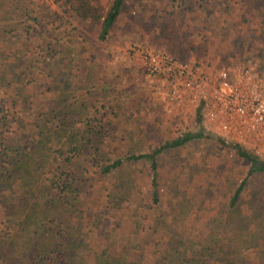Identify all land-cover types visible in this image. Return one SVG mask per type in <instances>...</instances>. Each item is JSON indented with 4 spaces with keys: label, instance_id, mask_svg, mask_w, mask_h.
I'll return each mask as SVG.
<instances>
[{
    "label": "rangeland",
    "instance_id": "obj_1",
    "mask_svg": "<svg viewBox=\"0 0 264 264\" xmlns=\"http://www.w3.org/2000/svg\"><path fill=\"white\" fill-rule=\"evenodd\" d=\"M0 9L1 15L9 19L11 31L6 43L12 56L23 51L26 65L33 66L28 56H36L33 48L39 44L48 50L43 54L47 57L40 60L48 68L54 62L77 65L75 83L90 67L94 87H104V91L96 92L98 101H107L105 108L116 116L107 114L104 120L115 138L108 146V158L122 149L151 153L166 142L204 130L205 136L156 156L157 190L163 195L161 207L154 206V213L161 211L174 242L215 238L216 247H226L240 233L246 237L257 234L255 242L263 249L264 174L249 178L238 206L229 207L230 198L245 179L248 162L217 142L209 128L198 121L193 105L177 103L170 97L168 77L147 72L138 53L146 49L165 52L209 69L248 63L264 71V0H177L164 5L160 0H131L103 41L98 39L99 24L75 21L56 0H0ZM57 15L64 18L58 20ZM33 17L42 22L35 34L29 29ZM66 52L70 57L66 58ZM25 77L36 81L30 107L40 110L49 98L38 86L47 83L46 78ZM114 146L117 149L111 150ZM129 169L131 184L125 191L133 193L131 202L124 204L123 232L114 236L117 240L132 238L126 221L130 216L143 215V203L150 202L149 193L153 191V174L147 161L132 163ZM222 255L216 249L214 258Z\"/></svg>",
    "mask_w": 264,
    "mask_h": 264
},
{
    "label": "trees",
    "instance_id": "obj_2",
    "mask_svg": "<svg viewBox=\"0 0 264 264\" xmlns=\"http://www.w3.org/2000/svg\"><path fill=\"white\" fill-rule=\"evenodd\" d=\"M130 1L56 0L75 21L99 24L101 41L110 35ZM160 1L164 5L177 0ZM1 14L0 9V264H264V244L262 249L255 242L257 234L246 237L240 233L226 247H216L215 238H185L176 243L161 211L154 213L163 195L157 190L156 156L205 136L203 129L166 142L151 153L122 149L108 158V146L115 138L104 120L107 114L116 116L105 108L107 101H98L96 92L104 87H94L90 67L75 83L77 65L54 62L48 68L40 62L48 50L39 44L32 50L36 56H28L34 65H26L25 52L12 56L6 43L9 19ZM32 21L29 29L35 34L42 22L39 17ZM65 54L70 57V52ZM30 75H41L47 81L38 85L49 95L40 110L30 107L36 82L25 77ZM216 139L249 164L245 179L228 202L235 208L247 180L264 174V158L241 145ZM144 161L153 174L151 200L143 203V215L126 221L132 238L117 240L114 236L123 232L124 204L131 202L133 193L125 191L131 184L127 173L132 163ZM216 249L222 258H214Z\"/></svg>",
    "mask_w": 264,
    "mask_h": 264
},
{
    "label": "built area",
    "instance_id": "obj_3",
    "mask_svg": "<svg viewBox=\"0 0 264 264\" xmlns=\"http://www.w3.org/2000/svg\"><path fill=\"white\" fill-rule=\"evenodd\" d=\"M138 54L147 72L168 77L170 97L195 107L205 129L225 143L264 155V71L248 63L209 69L149 49Z\"/></svg>",
    "mask_w": 264,
    "mask_h": 264
}]
</instances>
